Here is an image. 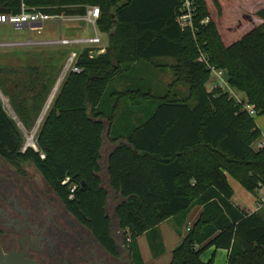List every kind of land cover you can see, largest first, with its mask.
Segmentation results:
<instances>
[{"label":"trees","instance_id":"16d2710c","mask_svg":"<svg viewBox=\"0 0 264 264\" xmlns=\"http://www.w3.org/2000/svg\"><path fill=\"white\" fill-rule=\"evenodd\" d=\"M189 1L193 30L178 23L183 0H0V14L12 15L24 6L52 16H84L96 6L97 30L104 34L106 25L115 27L104 54L92 57L89 48L77 53L74 66L80 72H69L63 81L35 137L37 151L23 150L25 138L0 102V158L21 175L32 166L67 212L113 256L117 247L110 237L103 173L121 199L114 216L134 264H144L137 238L147 235L157 259L164 253L157 227L172 217H182L179 224L184 223L196 206L202 210L171 251L169 264H212L214 255L207 263L200 260L210 248L227 251L226 264H264V219L231 203L227 180L231 176L255 197L264 189V148H253L260 131L254 117L227 92L205 88L209 66L225 71L229 86L247 98L256 116L264 115V8L256 13L261 25L224 47L204 0ZM212 2L219 9L218 0ZM157 59L172 64H155ZM134 63L168 68L173 77L169 93L116 94L110 113L102 112L109 84ZM36 68L30 70L38 73ZM21 75L11 79L16 94L0 91L30 131L49 96V81ZM177 85L187 88L186 97L170 94ZM122 100L133 108L148 102L152 109L140 126L115 138V143H125L109 152L103 172L106 124L113 123Z\"/></svg>","mask_w":264,"mask_h":264},{"label":"rangeland","instance_id":"374dc122","mask_svg":"<svg viewBox=\"0 0 264 264\" xmlns=\"http://www.w3.org/2000/svg\"><path fill=\"white\" fill-rule=\"evenodd\" d=\"M224 5H227V4L225 3ZM206 9H207V7H206ZM209 9H210V13L212 16H215L217 14V12L213 8V6H210ZM207 11H208V9H207ZM208 14H209V12H208ZM57 17L58 18H53L51 21L46 22L44 24L39 23V24L31 25L30 31H28L27 29L17 30L11 25H0V43L23 42V41L28 40L29 36L33 40L47 41V40H57L60 37L61 38H68V37L72 38L75 35H82L85 33L92 34L93 29H92L91 25H89L88 26L89 28H88L86 25L85 26H84V24L82 25L81 22H68V21L61 20L63 17H65V18L72 17V15L62 14V15L57 16ZM208 19H210V18L208 17ZM83 28L84 29L86 28L84 33L78 32V31L82 30ZM37 30L40 31V34H37V32H36ZM70 31H71V33H70ZM75 31L78 33H76L74 35L73 33ZM104 31H105L104 34L99 32V36L102 39V43L100 44L101 46L99 45L100 47L91 49L90 51L92 53L90 54V56L96 57L97 55L104 54L107 51V48L109 47V44H110L109 37L111 34L114 33L115 27L112 24L106 25V29ZM247 32H249V31H247ZM245 34L246 33H244L243 30H240L237 33L232 34V35H227V34H224L222 32L220 33V35L222 37V41H223L224 45H226V46L230 45L225 41L226 38H228V37L231 39L235 38L234 40L237 41L242 36H244ZM103 46L105 48H103ZM69 48H73V47L45 46V47L0 48V78H8L9 79V82H6V84H4L0 80V89L4 92V89L7 88L10 91V94L14 95V94H16V92L14 91V85L12 84L11 79H17L19 74H22L21 76L24 77V79H28V75H38L39 82L43 83L45 80L49 81L47 83V86H48V88H50L51 91L53 90L55 85L60 81L59 87H58L57 93H56V95H57L63 81L65 80L66 76L70 72V68L67 66L68 65V59L71 55V53L69 52V50L71 51V49H69ZM80 49L82 50V48H78L77 50L75 49L77 51L76 53H78L80 51ZM8 56L11 58L15 57V58H13L14 60L19 61V59H20L21 61H24L23 65L21 66L19 63H17V65L8 64L6 61V59H9ZM163 61H165V60H160V62H163ZM30 67H35V68L37 67L36 72H38V73H33L35 71H31ZM134 77L135 76H133L131 78V80ZM135 80L137 81V78H135ZM150 80L148 79L146 81H150V84H152V81H154V80L152 78H150ZM126 81H127V79H125V78H118L114 82V84L109 86V88L107 90L108 97L105 99V102H104L105 105H103V107H102V112H104L106 114L110 113V111H111L110 105L112 103H114V100H113L114 97L112 99L109 98V94H111L117 87L118 88L120 87L123 91L137 88V87H127L124 89L123 83H125ZM172 81H173L172 75H171V78H169V74L166 73L165 77L162 78V82L161 83H155V86H153V89H152L153 95L159 96V97L165 95L168 91L167 84L169 82L172 83ZM207 82H209V83H207ZM207 82H206L207 83L206 90L209 92V91H211V84L212 83H210V79ZM146 84H147V82L143 83V85H146ZM130 86H133V85H130ZM170 94L174 95V96L178 95L179 98L180 97L184 98L187 96V88L183 85H177L173 88L172 91H170ZM229 94H231V93L229 92ZM239 96H240V94H239ZM4 100L6 101V103L4 102ZM237 100H239V99L237 98ZM0 102L2 104L3 109L6 111V113L8 115H10L11 118L15 117L14 118L15 123L17 124V126L19 127L20 131L22 132V134L25 138V143L23 145V148L27 145L28 138H30L32 136H33V142L35 144V137H36V133L34 131L35 130V128H34L35 123L33 124L34 130H33V128L31 129L33 131H31V130L26 131L24 129V127L21 125L18 118L12 113L13 111H12V108H11L10 103L8 101L7 95L4 96L1 93V91H0ZM51 105H52V102H51ZM150 109H152V106H151V103H148V102L142 103L141 106L133 108L130 106V104L128 102H126L124 100L120 101L118 104V110L116 112V116L114 119V125H113L114 131L117 132L118 134H125L131 128L137 127L139 124L143 123L148 118V115L150 113ZM48 111H49V109H48ZM44 118H43V120H44ZM43 120H42V122H43ZM255 120H256V122L260 123V127H261L260 138L257 142L258 143L262 142L264 144V115L257 116L255 118ZM42 122H41V124H42ZM105 139L106 138H104V142H106ZM257 142L253 145V148L255 150L258 149ZM105 149H106V146L104 145L103 146L102 162H101L102 168L104 167V164H105V161H104L105 160V154H106ZM27 168H28L30 173H33L35 175L37 174L36 172L33 171L32 166H28ZM230 182H231V186L233 189V196H232L231 200L234 204L238 205L241 209H243L245 211H247V208L251 211L253 209H258L259 207H261V208L264 207V205L258 206V204L256 203V200L254 199V196L252 194H250L248 191H246L233 178L230 179ZM105 188H107L106 184H105ZM191 210L187 214L188 219L191 218V215L195 211V209L192 211ZM262 212L264 214V208H263ZM107 213H108L109 217L112 216L113 208L111 207L110 202L108 203ZM111 221H112L113 226L117 222V220L114 216L112 217ZM172 223H173V220L168 222V223L162 224L160 229H158L159 235L164 233L165 229L168 226H171V228H173V230H175L174 226H172ZM185 223H186L187 227L184 226L182 233L177 232L176 234L180 235V233H181V235L184 236L187 233L185 228H188L189 224L186 221H185ZM117 231L118 230L116 229V225H115L112 228V232L115 235V234H117ZM146 243L149 246L147 238H146ZM140 244H141V242H140ZM143 245H144V240H143ZM148 249H149L150 258H149V256L146 255V252H144V255H143V257L146 261V264H164L161 261L165 259V256H164L165 253H163L160 257H158V259H153L150 248H148ZM211 253H212V249L205 250L204 252H202L200 254V259L203 261L208 260L210 258ZM222 254H223V252L221 249L215 250L212 264H219V258H220V255H222ZM220 261H221L220 264H225L224 256H222V259Z\"/></svg>","mask_w":264,"mask_h":264},{"label":"flooded vegetation","instance_id":"af4514ba","mask_svg":"<svg viewBox=\"0 0 264 264\" xmlns=\"http://www.w3.org/2000/svg\"><path fill=\"white\" fill-rule=\"evenodd\" d=\"M33 171L37 174L26 167L21 175L0 158V247L4 253L37 264H134L120 247L124 244L122 232L112 236L117 247L113 256ZM115 225L118 230L117 222Z\"/></svg>","mask_w":264,"mask_h":264},{"label":"crops","instance_id":"0c3cea01","mask_svg":"<svg viewBox=\"0 0 264 264\" xmlns=\"http://www.w3.org/2000/svg\"><path fill=\"white\" fill-rule=\"evenodd\" d=\"M204 2H205V5H206V7L208 9V12H209V18L210 19H208V20H210L214 24V26L216 28V31L219 34L220 39H221V42H222V44H223L224 47H228V46L224 45V43L222 41V37L220 35L221 32L224 33V34H227V35H232V34L237 33L240 30H243L244 33H247V31H250L252 28L257 27V26H259V25H261L263 23V21L261 19H259L258 17H256V13L259 10H261V9L264 8V0H255V1L254 0H218L219 9H217L214 6L212 0H204ZM225 3L227 5H224ZM210 6H213V8L216 10L217 14L215 16H212L211 15L210 9H209ZM82 17L83 16H72V17H67V18L63 17L61 20L68 21V22H81L82 25L84 24V26L86 25L88 27L89 24L86 21H84L82 19ZM75 18H78V19L77 20H73V21L70 20V19H75ZM85 29L83 28L82 30H80L78 32L84 33ZM78 32L75 31L73 34L75 35ZM70 33H71V31H70ZM96 33L99 36V31L96 30ZM93 35H94V31L92 30V34L85 33V34H82V35H75L72 38H75V37H92ZM99 38H100L101 43H102V39H101L100 36H99ZM234 39H231V38L228 37V38H226L225 41L228 44L231 45V44H233L236 41ZM100 46L99 45L98 46H94V47H91V49L98 48ZM103 48H105V47L103 46ZM69 49H71V51L69 50V52L71 53L73 51L77 52L76 50L78 48H69ZM8 58L9 59H6V61L10 65H17V63H19L21 66L23 65V62L24 61H21L20 59L18 61V60H14L13 59L15 57L11 58V57L8 56ZM160 60H165V61L160 62ZM155 64L171 65L172 64V60H170V59H157L155 61ZM166 73L169 74V78H171L172 72L168 68H164V69L157 68L156 69V68H152V67L148 66L145 63L144 64L143 63H134L127 70H124L122 73H119L113 79V81L109 84V86H111L112 84H114V82L118 78H125V79H127V81L125 83H123L124 84V89L127 88V87H137V88L123 91L120 87L119 88L117 87L111 93V95H113V96H111V99L114 97V95H116V94H123V93H125L127 91H141V92L150 93V94L153 95V91H152L153 86H155V83H161L162 82V78L165 77V74ZM133 76H135V77L131 80V78ZM135 78H137V81L135 80ZM150 78H152L154 80V81H152V84H150V81H151ZM148 79L150 81H146ZM221 80L222 81H225L226 83H228V80L229 79H228L227 73L225 71H222ZM145 82H147V84L146 85H143V83H145ZM207 83H209V82H207ZM207 83L205 84V88L207 86ZM210 83H212L211 84V87H214L218 83V80L216 79L215 76H211L210 77ZM129 84L130 85H133V86H130ZM170 84H171V82H169L167 84V89H168L167 92L168 93H169V85ZM109 86H108V88H109ZM227 88H228V90H227ZM227 88H224L223 91H225L227 93L230 92L231 94H229V96H230L231 99H233L235 101V98L236 99L238 98L242 103H246L247 102V98L243 94H241L238 90H236L233 87H230L229 85H228ZM51 93H52V91L50 90L49 96L47 97V99H46V101H45V103L43 105V108H42L41 112L39 113V116H38V118H37V120H36V122L34 124L35 130H34V128H33V130L35 131L36 135H37V132H38L40 126H41L40 124H41L43 118L46 116V114L48 112V109H50L51 102L53 103V99H55L56 94L54 95L53 99L50 101V103L48 105V102H49L50 97H51ZM239 94H240V96H239ZM165 95H163V96H165ZM163 96H161V97H163ZM156 97H159V96H156ZM46 104L48 105V107H47ZM116 112L117 111L114 112V117L116 116ZM12 113L15 115L14 112H12ZM256 117L257 116L254 117V121H255L256 126L258 127V129L260 131V129H261L260 123L256 122V120H255ZM14 118H12V119L15 121ZM103 122L106 124V121L105 120H103ZM113 125H114V121H113V123L111 125H107L106 124V139H105L106 142H103V146L104 145L106 146V149H105L106 154H105V160H104L105 161V164H104V167L102 168V170L105 169L106 161H107V157H108L109 152L112 151L119 144L125 143V141L122 140V139L120 141L116 142V143L114 142L115 138H117L118 135H122V134H118L117 132H115L114 129H113ZM140 125L141 124H139L138 126H140ZM33 130H31V131H33ZM107 136L109 138H107ZM119 137H123V136H119ZM261 143L262 142H260V143L257 142V145L258 144H261ZM102 155H103V149L101 151V157H102ZM101 162H102V160H101ZM231 178H232L231 176H227L228 183H229L230 187L232 188L231 182H230V179ZM103 180H104V183H106V186H107V188H105V189L112 191L110 194H108V197H109L108 203L110 202V205L113 208L112 215H114L115 214L116 206H117V204H119V202L121 201V199L118 196H116V193L110 188L109 183H108V179L106 178L105 173H103ZM260 197H264V189H260L257 192V196L256 197L254 196V199L256 200V203H257V199H259ZM231 203L235 207H238L239 209H241L238 205L234 204L232 202V200H231ZM263 208L253 209L251 211L247 208V211L246 212L249 213V214L250 213H257V214H259L264 219V214L262 212L263 211ZM194 209H195V211L191 215V218L188 219V215H187L185 217V219H184V223L186 221L189 224V227L188 228H190L193 225V223L197 220V218H198V216H199V214H200V212L202 210L201 207H199V206H196V207L192 208V210H194ZM172 220H173L172 226H174L175 230H173V228H171V226H168L165 229L164 233H162L161 235H159L158 229H160V227L162 226V224L168 223V222H170ZM182 220H183L182 217L181 218L180 217H172V218L167 219L165 222H163L162 224H160L157 227V232H158L157 234H158L159 239L161 240V242L163 244V247H164V253H165L164 256H165V259L161 261L164 264H169V262L171 260V251L176 246H178L179 244H181L182 241L184 240V237H185L186 234L184 236H182L181 233L183 231L184 226L185 227H187V226H186V223L184 224L183 222L181 224H179ZM188 228H185V230L187 231ZM177 232H181L180 235L176 234ZM146 238H147V235L146 234H144V235L140 236L139 238H137V245H138V248H139V251H140V254H141V257H142V260H143V263L144 264H146V261H145V259L143 257L144 252H146V255L149 256V249H148L149 246L146 243ZM143 240H144V245H143ZM140 242H141V244H140ZM210 249H212V253L210 255V258H211L212 255H214L215 249H213V248H210ZM222 252H223V254L220 255V258H219V264L221 262L220 260L222 259V256H224V258H225V264H226L228 252L225 251V250H222ZM149 258H150V256H149ZM210 258L208 260H206V261H203L201 259L200 260L203 263H207L210 260Z\"/></svg>","mask_w":264,"mask_h":264},{"label":"built area","instance_id":"2783aa9c","mask_svg":"<svg viewBox=\"0 0 264 264\" xmlns=\"http://www.w3.org/2000/svg\"><path fill=\"white\" fill-rule=\"evenodd\" d=\"M86 14L82 17L84 21H86L89 25H91L94 35L92 37H75V38H59L57 40H47V41H40V40H33L30 36L29 39L23 42H10V43H0V48H14V47H45V46H64V47H73V48H89L94 46H98L101 43V40L96 33V23L100 17V10L98 7L92 6L88 7ZM193 7L192 3L189 0H183V6L181 9V13L178 17V23L182 29H191L193 30ZM53 18H58L57 16H52L46 13H43L41 10L38 9H28L24 6L21 7V12L16 15L12 14H0V25H11L15 29H27L30 31L31 25L39 24V23H46L51 21ZM70 19L71 21L77 20ZM37 34H40V31H36ZM92 52L90 51L89 54ZM77 58V53L75 51L71 52V55L68 59V67L70 68V72L79 73L80 69L74 66V62ZM201 59L206 63V60L203 56ZM211 73V76H215L218 80V83L211 87V90L215 88H220L222 91L224 88L228 87V83L221 80L222 71L216 70L213 67H208ZM228 90V88H227ZM225 92V91H224ZM229 94V93H228ZM235 101L239 103L244 111H246L251 117H255L256 113L253 110V107L246 103H242L240 100L235 98ZM29 139V138H28ZM28 142V140H27ZM26 146H30L33 150L37 151V148L33 142V138L31 143H27ZM264 148V144H258V149ZM40 158L44 159V155L40 154ZM73 190H71V193ZM72 198V195L69 196ZM258 206L264 205V197H260L258 200ZM259 207L258 209H260Z\"/></svg>","mask_w":264,"mask_h":264},{"label":"water","instance_id":"95a60500","mask_svg":"<svg viewBox=\"0 0 264 264\" xmlns=\"http://www.w3.org/2000/svg\"><path fill=\"white\" fill-rule=\"evenodd\" d=\"M29 147L30 146H25L23 148V150H26ZM105 190L108 194H110L112 192L111 190H107V189H105ZM110 223L112 226L111 218H110ZM117 226H118V231L122 232L123 236H125V232L121 231L120 224L118 221H117ZM113 234H114L113 232L110 233V237L112 240H113V238H112ZM120 247L125 251V253H127V250H126L124 244H120ZM0 264H37V263L30 261V260H27V259L23 258L22 256L15 254V253L6 254L3 252V250L0 247Z\"/></svg>","mask_w":264,"mask_h":264},{"label":"bare ground","instance_id":"6f19581e","mask_svg":"<svg viewBox=\"0 0 264 264\" xmlns=\"http://www.w3.org/2000/svg\"><path fill=\"white\" fill-rule=\"evenodd\" d=\"M59 83H60V81H59V82L55 85V87L53 88L52 93H51L50 100H49V102H48V105H49L50 101L53 99L54 95L56 94L57 89H58V87H59ZM4 102L6 103L5 100H4ZM46 105H47V104H46ZM48 105H47V107H48ZM47 107H46V108H47ZM39 121H40V120H39ZM32 138H33V137H30V138L28 139V143H31Z\"/></svg>","mask_w":264,"mask_h":264}]
</instances>
